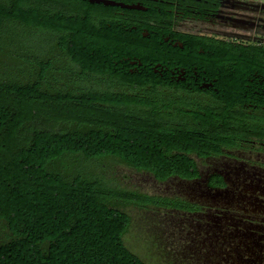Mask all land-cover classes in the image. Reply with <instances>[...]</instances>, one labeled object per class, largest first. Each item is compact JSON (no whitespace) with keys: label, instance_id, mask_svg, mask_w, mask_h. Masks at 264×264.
Returning a JSON list of instances; mask_svg holds the SVG:
<instances>
[{"label":"trees","instance_id":"16d2710c","mask_svg":"<svg viewBox=\"0 0 264 264\" xmlns=\"http://www.w3.org/2000/svg\"><path fill=\"white\" fill-rule=\"evenodd\" d=\"M64 29L56 0H0V42L10 40L12 51L11 66L0 63V264H145L124 242L127 209L165 207L167 198L116 184L108 169L159 182L191 177L193 155L226 145L224 130L236 134L231 114L264 106V48L217 47L200 63L216 91L188 93L157 77L115 72L113 56L131 49L57 47ZM132 51L166 69L159 48ZM186 96L209 97L217 111L189 115L172 103ZM170 112L189 120L162 122Z\"/></svg>","mask_w":264,"mask_h":264},{"label":"flooded vegetation","instance_id":"af4514ba","mask_svg":"<svg viewBox=\"0 0 264 264\" xmlns=\"http://www.w3.org/2000/svg\"><path fill=\"white\" fill-rule=\"evenodd\" d=\"M56 21L65 26L57 47L131 49L113 56L115 72L157 77L188 93L216 91L200 63L217 47L264 48V0H56ZM139 47L167 54L166 69L143 64L132 51ZM175 51L185 63L169 55ZM248 109L264 117V106ZM235 132L220 137L226 145L193 155L189 178L159 182L134 172L151 181L147 194L167 198L165 207L134 208L148 214L151 236L164 245L160 264H264V132Z\"/></svg>","mask_w":264,"mask_h":264},{"label":"rangeland","instance_id":"374dc122","mask_svg":"<svg viewBox=\"0 0 264 264\" xmlns=\"http://www.w3.org/2000/svg\"><path fill=\"white\" fill-rule=\"evenodd\" d=\"M8 39H11L9 37ZM10 41V40H8ZM6 40H2L0 42V63L5 62L9 66H11V58L12 51L11 46L9 45L11 42ZM57 70V67H56ZM57 76V73H56ZM60 82L64 81V77L60 74L57 78ZM57 93V90H56ZM167 101H171L168 100ZM164 103V102H163ZM172 103L177 105V107L182 110L189 111H197L203 114H209L212 111H217L218 105L209 97L202 96V98H191L184 97L180 100H172ZM131 110H122L116 109L114 110V114H126L129 116L131 114ZM134 112L133 114H135ZM234 114V115H233ZM233 114H231L232 125L237 126L238 129L242 131L252 130L255 132H264V117H262L259 111H253L252 113L247 110L238 109ZM188 115V114H187ZM96 116V115H94ZM226 114L224 117L226 118ZM162 117V122H179L185 123L189 120L188 116L183 114L172 113L164 114ZM256 118L258 120H256ZM216 124H220L221 120L224 121L226 119H221L220 117H214ZM226 135H236L235 133H225ZM108 172L111 175H114L116 184L127 185L129 187H133L134 189H139L146 193H154L152 183L147 177L135 175L132 171L126 169L123 166H114L108 169ZM128 214L131 217V229L130 232L125 236L124 242L125 245L136 255H138L142 260H144L145 264H157L161 263L163 255L165 259V248L164 245H159L155 239L150 235L149 222L147 219V213H142L134 208L127 209Z\"/></svg>","mask_w":264,"mask_h":264},{"label":"water","instance_id":"95a60500","mask_svg":"<svg viewBox=\"0 0 264 264\" xmlns=\"http://www.w3.org/2000/svg\"><path fill=\"white\" fill-rule=\"evenodd\" d=\"M105 4H107V3H105Z\"/></svg>","mask_w":264,"mask_h":264}]
</instances>
